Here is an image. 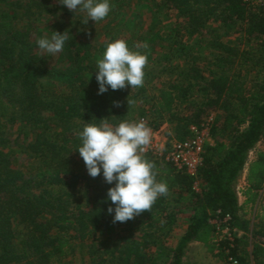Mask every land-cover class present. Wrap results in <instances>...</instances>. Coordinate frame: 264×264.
Listing matches in <instances>:
<instances>
[{
	"label": "trees",
	"instance_id": "16d2710c",
	"mask_svg": "<svg viewBox=\"0 0 264 264\" xmlns=\"http://www.w3.org/2000/svg\"><path fill=\"white\" fill-rule=\"evenodd\" d=\"M161 1L186 17L192 31L211 26L212 68L206 75L198 64L201 57L189 45L174 49L188 58V68L159 89L149 110L141 103L151 77L147 64L142 86L98 95L96 62L109 42L68 37L57 63L50 64L28 28L17 26L16 15L0 13V128L5 114L34 133L23 150L27 165L21 168L4 152L9 139L0 130V264H64L76 242L87 240L95 264H183L188 245L215 233L211 221L226 217L242 234L219 241L215 256L228 263L231 257L237 264H264V212L252 218L244 211L261 202L264 190V150L250 158L264 141V0ZM233 30L248 41L260 37L258 47L240 53L222 40ZM196 91L201 92L197 102L192 101ZM153 114L176 123V138L182 140L190 136L191 126L212 117L214 143L206 146L196 174L164 156L141 154L168 192L151 210L113 223L110 202H105L113 185L102 175L91 183L76 151L82 145L80 133L101 119L115 127ZM151 123L154 128L161 124ZM82 183L86 204L73 207L74 189ZM183 207L190 211L187 230L175 246L166 245L164 229L171 231Z\"/></svg>",
	"mask_w": 264,
	"mask_h": 264
},
{
	"label": "rangeland",
	"instance_id": "374dc122",
	"mask_svg": "<svg viewBox=\"0 0 264 264\" xmlns=\"http://www.w3.org/2000/svg\"><path fill=\"white\" fill-rule=\"evenodd\" d=\"M110 5V14L104 20L97 23L89 21L87 25L81 22L86 17V12L77 11L74 14L59 4V0H0V13L16 15L17 26L28 28L31 39L35 42L40 55L37 40L45 36L51 37L54 31L61 33L66 31L68 37H76L94 44L124 40L132 51L140 50L147 57V67L151 73L148 91L141 101L147 110L151 109L154 103L153 96L158 94L159 89L180 79L182 69L188 68V58L181 54L182 52H175L174 49L181 50L185 45H189L191 52L201 57L198 64L203 67V71L208 75L209 69L212 68L210 61H212L211 51L213 50L210 45L212 38L211 29L208 28L211 27L210 25L207 26V30L192 31L188 27L186 17L178 15L175 9L169 8L161 0H110ZM215 25L213 24L214 27ZM222 40L236 46L240 53L251 49V45L258 47L260 43V37H252L251 41H248V37L244 33H239L236 30L224 35ZM61 55L62 52L55 56L45 53L43 58L48 63L55 64ZM253 77V72L247 76L246 82L249 85L252 83ZM200 96L201 92L196 91L192 101L197 102ZM3 107L4 104H2ZM1 112L4 110L1 109ZM4 115L0 130L9 139L4 147V152L13 159L17 166L24 168L27 165V155L23 150L33 140L34 133L20 121L7 120ZM154 115H149V119L157 124L161 123L160 127H163L162 138H176V123L172 124L167 121V118H157ZM260 150H264V141L258 144L250 158L253 159ZM92 181L91 183L94 184L95 178L92 177ZM85 185L82 183L74 189L76 196L73 207L77 203L86 204L83 197ZM240 185L241 181L238 187ZM262 197L264 199V190ZM189 216V209L183 207L178 213L177 222L172 225L171 231L167 234L168 227L164 229L166 245L175 246L177 244L188 223ZM125 226L121 227V231H124ZM211 228L213 231L217 229L214 223H211ZM215 233L201 239V243L204 245L201 250L202 253L205 251L215 255L216 242L213 238L217 234ZM90 241H77L74 255L66 258L64 264H95V260L90 254L91 250L89 251L87 247ZM155 251L158 256L160 251L157 249ZM199 251L200 249H197V252L192 249L188 256L189 261L195 259L196 262L198 260L199 263L206 264L205 258L199 255L201 253ZM195 252L198 253L197 256Z\"/></svg>",
	"mask_w": 264,
	"mask_h": 264
},
{
	"label": "clouds",
	"instance_id": "9594fccd",
	"mask_svg": "<svg viewBox=\"0 0 264 264\" xmlns=\"http://www.w3.org/2000/svg\"><path fill=\"white\" fill-rule=\"evenodd\" d=\"M59 4L74 14L86 12L81 21L84 25L104 20L111 11L110 0H59ZM67 40L66 31H54L51 37L45 36L36 43L42 57L45 53L55 56L63 51ZM146 64L147 57L132 51L126 41L109 43L96 62L98 95L110 89L142 86ZM101 120L100 124L84 126L80 133L82 145L76 151L91 177L102 175L105 183L113 185L105 197V202H110L107 212L113 223H123L151 210L155 201L167 194L168 188L166 183L157 180L154 165L141 155L151 143V129L143 121H124L113 127Z\"/></svg>",
	"mask_w": 264,
	"mask_h": 264
},
{
	"label": "built area",
	"instance_id": "2783aa9c",
	"mask_svg": "<svg viewBox=\"0 0 264 264\" xmlns=\"http://www.w3.org/2000/svg\"><path fill=\"white\" fill-rule=\"evenodd\" d=\"M212 117L200 126H191L190 136L186 139H169L162 138L163 127L154 128L152 121L148 117H140L137 122L143 121L151 129V143L146 147V150L141 154H153L164 156L167 160L172 161L178 168H185L189 173L196 174L199 165L203 161L206 146L214 143L211 134ZM229 218L213 219L216 229V253L219 252V241L228 239L233 241L235 236L242 234L238 229L230 227ZM230 264H237L230 257Z\"/></svg>",
	"mask_w": 264,
	"mask_h": 264
},
{
	"label": "crops",
	"instance_id": "0c3cea01",
	"mask_svg": "<svg viewBox=\"0 0 264 264\" xmlns=\"http://www.w3.org/2000/svg\"><path fill=\"white\" fill-rule=\"evenodd\" d=\"M245 186H246V180H245V177L243 178V180H241V185H240V187H239V189L242 191L244 188H245ZM262 196V195H261ZM245 197L242 195V193L240 192V203L241 204H243L244 205V202H245ZM264 199H262L261 200V202H259V203H257L256 205H254V206H246V207H244L245 209H244V211L247 213V215L249 216V217H252V218H254L255 217V215H257V214H261V213H263L264 212ZM190 217V216H189ZM189 222H190V220H188V223L186 224V227H185V229L182 231V235L185 233V231L187 230V227H188V225H189ZM182 235L179 237V240H180V238L182 237ZM216 236V235H215ZM214 238V237H213ZM216 238V237H215ZM179 240H178V242H179ZM211 241H212V238H211ZM177 242V243H178ZM202 247H204V245L201 243V240H197V241H194V242H191L189 245H188V247H187V249H186V254H185V257H184V262H183V264H202L201 262L199 263L198 262V260H197V262L196 261H194L195 259H192V261H189V254H191V250L192 249H195L196 250V252H197V249H200V251L199 252H201V250H202ZM195 252V255L197 256L198 255V253H196ZM199 255H201L203 258H205V260H206V264H214V263H218V264H227L225 261H223V260H221V259H219L217 256H215V255H213V254H208V253H206L205 251H204V253H199ZM188 259V261L186 262V260Z\"/></svg>",
	"mask_w": 264,
	"mask_h": 264
}]
</instances>
